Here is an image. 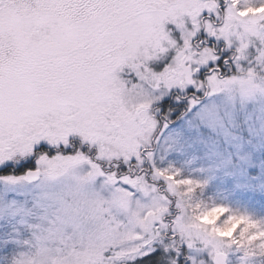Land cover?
<instances>
[{
    "label": "snow or ice",
    "instance_id": "snow-or-ice-1",
    "mask_svg": "<svg viewBox=\"0 0 264 264\" xmlns=\"http://www.w3.org/2000/svg\"><path fill=\"white\" fill-rule=\"evenodd\" d=\"M0 264H264V0H0Z\"/></svg>",
    "mask_w": 264,
    "mask_h": 264
}]
</instances>
